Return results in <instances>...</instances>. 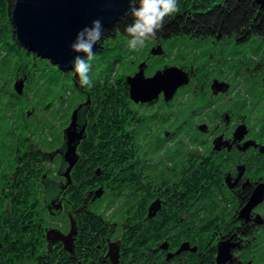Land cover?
<instances>
[{"label":"rangeland","instance_id":"obj_1","mask_svg":"<svg viewBox=\"0 0 264 264\" xmlns=\"http://www.w3.org/2000/svg\"><path fill=\"white\" fill-rule=\"evenodd\" d=\"M116 35L99 44L103 52L95 54L96 58L91 62L93 80L98 73L111 74V80L133 76L140 66L148 77L162 70L161 65L180 67L189 75L188 83L180 86L166 105L161 96L155 106L147 105V101L140 106L132 104L144 114V123L139 134L136 133V139L141 143V151L145 150L140 156L142 161L147 160L145 171L150 184L137 187L108 183L101 187L91 203V209L118 230L137 218L142 201L148 204L150 195L171 185L189 159L208 151L211 141L216 139V131L225 128L221 124L224 114L225 117L231 115L236 127L244 124L239 122L245 119L246 131L248 128L252 137L263 143L257 145L264 147V36L252 35L244 41L228 36H171L149 40L140 51H132L127 47V37ZM158 47L161 48L160 53L152 54V50ZM6 51L0 48V89L3 82L8 81L4 87L9 93H15L21 103L5 104L11 111L5 109L3 112L0 106V217L11 200L9 192L14 182L13 170L25 154L29 141L36 149L56 151L62 145L63 129L68 125L72 111L89 101L75 84L69 83L70 75L50 69L40 61H34L35 70L32 66L29 68L30 78L21 74L14 77V62L5 56H8ZM7 60L10 61L6 63ZM28 63L31 64V60ZM49 75L54 76L57 82H49ZM214 80L227 85L225 91H219L215 96L211 89ZM17 82L22 86L21 93L15 90ZM149 140L151 144H148ZM42 173L51 179H59L49 164ZM39 183L38 180L37 188L36 185L34 187L40 203L38 211L42 225L53 230L59 227L63 231L71 230V205L64 200L68 196L62 198L63 211L57 216L44 204ZM53 224L57 227L52 228ZM47 241L45 236L40 239L39 251L45 250ZM35 262V257L25 256L12 264ZM253 264H264V259L258 255Z\"/></svg>","mask_w":264,"mask_h":264},{"label":"trees","instance_id":"obj_2","mask_svg":"<svg viewBox=\"0 0 264 264\" xmlns=\"http://www.w3.org/2000/svg\"><path fill=\"white\" fill-rule=\"evenodd\" d=\"M13 3L14 0H0V48H5L8 54L5 56L12 58L14 62L12 63L14 77L21 74L30 78L29 68L32 66L34 69L36 67L34 61H40L50 69L70 75L69 83L75 84L80 92L88 97L85 135L77 145L78 159L70 174L72 186L67 188V195L73 206L77 208L76 214L80 222L81 234L75 245V256L79 258H75L74 253H71L69 256H63L60 263L76 264V260L82 258L81 264H102L100 256L107 249V242L104 240L106 225L100 215L89 209L88 202L91 201L92 192L100 185L111 183L134 186L142 178L137 172L139 154L135 141L138 113L132 107L136 102L131 99L129 86L123 76L111 80V74L98 73L93 80L94 87L87 88L80 84L74 68L62 69L51 63L49 59L41 58L18 46L15 42L14 27L10 22ZM179 8L177 13L165 18L163 28L156 33V40L180 35L193 38H218L219 35L244 41L252 35L264 36V7H261L256 0H179ZM131 23L132 17L128 13L121 16L111 27L101 30L102 35L98 44L101 45L103 41L115 38L116 34L127 37L125 27ZM102 52L103 49H100L97 53ZM29 60L31 64L28 63ZM8 61L10 60L6 63ZM165 67L167 66L164 65L163 68ZM48 78L49 82L52 80L54 83L57 82L52 75ZM5 84L7 85L8 81L5 80L0 89L2 93L0 106L2 105L3 112L5 109L10 110L5 104L21 103L15 93L8 92L4 87ZM48 156V152L36 149L33 142L29 141L26 152L20 160L22 169L14 180L15 191L10 200L13 222L6 225L7 229L0 228L1 255L6 258L8 264L25 256L35 257L37 263L41 255L45 264L55 262V258L50 257L47 250H38L44 227L43 220L39 216L40 203L36 198L37 190L34 186L38 178L42 179V171L46 164H50ZM209 158L210 156L199 155V166L194 164L196 158L189 160L188 162L193 161V163L189 164L188 172L185 169L181 171L171 189V195L167 196L166 193L165 196L169 199L168 204L178 207V215H182L183 209L193 200L200 202L206 197L208 200L206 203L195 204L194 209H197V212L192 211L189 219L199 224L196 227L191 226L194 230L203 229L210 234L213 229L209 227L212 225L215 227L216 221L210 220L207 213L213 207L215 199V194L211 190L215 179L213 174L215 164ZM90 192L91 195H88ZM139 208L137 222L129 225L130 232L134 226L137 229L133 235L129 233V237L123 240L125 247L130 244V249H122L121 264H135L137 258L145 252V248H148V242L152 241L151 243L154 244L168 234L179 220V217H173L169 223L164 222L163 218L160 222L148 221L144 201L140 203ZM161 216L164 217V214ZM224 218L225 221H218L221 223L229 221V216L224 215ZM238 225L240 232H249V223L242 221ZM182 228L185 229L184 226Z\"/></svg>","mask_w":264,"mask_h":264},{"label":"flooded vegetation","instance_id":"obj_3","mask_svg":"<svg viewBox=\"0 0 264 264\" xmlns=\"http://www.w3.org/2000/svg\"><path fill=\"white\" fill-rule=\"evenodd\" d=\"M146 60H149V57ZM163 67L164 66L161 65V68ZM217 94H213V96ZM160 96L165 105L171 100H166L162 92L157 98L145 103L147 105L155 106L157 100H160ZM141 103L143 102H136L134 104L140 106ZM82 105L78 124H85L86 128L87 123L85 115L89 108V102H87V105L84 103ZM134 109H136L138 113L136 133L139 134L140 126L144 123V114H142L138 108L135 107ZM225 115L226 114L221 118L223 121L221 124L225 126L224 130L216 131V134L214 135L216 139L211 141V146L208 151H206L204 155H200L210 156L209 160L212 159L215 164L213 171L215 179L213 183L214 185L211 188L215 194V199L213 207L207 211L210 220L216 221L215 227H213V225L209 227V229H213L212 233L209 234L203 229L194 230L191 226L196 227L199 226V224L197 221L189 219L192 215L190 214L192 211L193 213L197 212V209H194L195 204L206 203L208 201L206 197L200 202L199 200H193L195 202L192 201V203L187 204L185 209L181 212L182 215L177 214V206L171 203L168 204L169 199L167 196L169 194L171 195V189L173 188L176 179L183 169L188 172L189 164L193 163V161L188 162L191 160L189 159L186 162V165L181 168L175 181L171 185L162 188V191L157 192L155 195H150L148 197V200L150 199L148 204L144 201V206L146 207L148 214V221L156 220L157 222H160L161 218H163L164 222L169 223L172 221L173 217H179V220L176 221L178 223L175 224L176 226L174 228L172 227V230L170 229L171 231L168 234L162 236L154 244H152V241H149V245L147 244L148 248H145V252L141 254V256L137 254L139 257L135 264H253V259L258 255L260 258L264 259V193L261 194V196H258L260 198L256 197L258 200L254 206L249 205L253 200L254 193L258 190L260 195L259 189H264V152H261L259 149V145L263 143L255 140L248 128L247 133L243 138H235L233 132L236 128V122L232 119L230 114V117L229 115L225 117ZM239 123L245 124V119ZM135 142L139 154L137 172L138 176L142 177L140 178L139 183L135 186L140 187L143 184L149 185L150 177H148V172L145 171V167H147L148 164L147 160L145 158L142 161V157L140 156L145 150L141 151V143L138 139H136ZM148 144H151V140L148 141ZM254 144L259 145L254 146ZM60 148L56 151L48 152V157L50 159L49 165L52 166V169L55 171L59 179H51L49 176H46L45 173H42V179L38 178L41 183L40 191L44 197V204H47L50 212L55 213L57 216L62 214V198L68 196L67 188L72 186L70 176L71 170L69 172V182H67L66 177L63 175L66 166L63 164L62 156L59 152ZM195 158L196 160L194 161V164L196 163L195 166H199L200 161L198 160V157L192 159ZM21 165L20 160H18L15 170H13L14 175L12 174L14 180L20 174V169H22ZM148 168L151 167L148 166ZM23 176H25V174H23ZM60 178L62 180H60ZM103 186L104 185L98 186L95 191L92 192L91 201L88 202L89 209L93 213H95V211L94 209H91V203L96 196H98L102 189L101 187ZM11 187L10 190L12 189V191L9 192V194L12 195L13 190H15L14 182ZM35 187L37 188V185ZM166 193H168L167 196H165ZM88 195H91V192L88 193ZM64 200L67 202L69 201L71 205L70 212L72 215L69 213L71 230L63 231L59 226L58 227L61 230H53L43 226L44 230L41 235V239L45 236L46 240H48L45 250H47L46 252L48 255H51L50 257L55 258L53 264H62V262L60 263L62 257L69 256L71 253H74L73 256H75L76 241L81 234L80 222L78 221L76 214L77 208L73 206L69 197ZM8 203V207L5 206L4 214L0 217V228L3 227V229H7L6 225L13 222L11 213L12 203ZM162 214H164V217L161 216ZM224 215L229 216V221L221 223L225 221ZM72 216L73 218H71ZM138 217L139 215L135 221H128L123 224L118 230L115 229L113 225L112 228L111 224L102 217L103 223L106 225V235L104 240L107 242V249L104 254L100 256V262L102 264H121V258L123 256L122 249H130V244L128 243V247H125L123 240L129 237V233L132 235L134 234L137 228L134 226L132 232H130L129 225L131 226L132 223L134 224L137 222ZM242 221L243 223L250 224L248 233H242L238 230L240 227L238 224L242 223ZM181 225L184 226L185 229H183ZM51 227L56 228L57 226L53 224ZM52 230L56 235L63 238L68 237L69 240H67V242H64L61 239L53 240L52 238L54 236H48V232ZM1 251L2 249L0 248V264H4L6 258L2 257ZM75 258L79 257L75 256ZM42 259L43 256L41 255L36 264H45ZM81 260L83 261L82 258L77 259L76 264H81Z\"/></svg>","mask_w":264,"mask_h":264},{"label":"water","instance_id":"obj_4","mask_svg":"<svg viewBox=\"0 0 264 264\" xmlns=\"http://www.w3.org/2000/svg\"><path fill=\"white\" fill-rule=\"evenodd\" d=\"M256 2L264 7V0ZM129 7L128 0H14L10 22L14 27L15 42L18 46L41 58L49 59L62 69H73L74 57L86 58L85 54L76 53L71 48L77 34L82 29L91 27L95 20L101 22V30L111 27L116 20L128 13ZM99 48V44L96 43L93 52L96 54ZM160 51L161 48L158 47L152 50V54H159ZM125 81L129 86L130 97L135 102L151 101L162 92L164 98L169 100L180 86L188 83L189 75L180 67L169 66L157 70L148 77L144 75L140 66L138 72L133 76H127ZM19 83L15 84V90L21 93L22 86ZM226 86L214 80L211 85L212 93L225 91ZM84 104L87 105V102ZM82 106L80 104L72 111L69 123L63 129V143L59 152L66 166L63 175L67 182L69 172L78 159L77 145L84 137L85 124H78ZM246 133V126L239 124L233 135L241 139ZM259 149L264 152L263 146H259ZM259 190L260 195L257 190L250 206H254L260 198L258 196L264 193L263 188ZM48 236H54L53 240L61 239L64 242L69 240L68 237L56 235L53 230L48 232Z\"/></svg>","mask_w":264,"mask_h":264},{"label":"clouds","instance_id":"obj_5","mask_svg":"<svg viewBox=\"0 0 264 264\" xmlns=\"http://www.w3.org/2000/svg\"><path fill=\"white\" fill-rule=\"evenodd\" d=\"M128 15L132 23L125 27L127 47L132 51H140L147 41L155 39L156 33L164 26L165 18L177 13L179 0H128ZM102 35L101 22L95 20L91 27L82 29L76 36L71 48L76 53L85 54L86 58L74 57V71L79 76V82L87 88L94 87L90 75L92 61L96 58L93 47L100 41Z\"/></svg>","mask_w":264,"mask_h":264},{"label":"bare ground","instance_id":"obj_6","mask_svg":"<svg viewBox=\"0 0 264 264\" xmlns=\"http://www.w3.org/2000/svg\"><path fill=\"white\" fill-rule=\"evenodd\" d=\"M100 49V48H99Z\"/></svg>","mask_w":264,"mask_h":264}]
</instances>
